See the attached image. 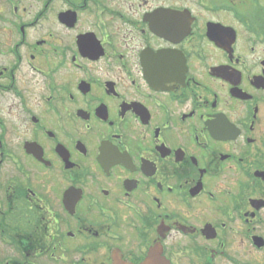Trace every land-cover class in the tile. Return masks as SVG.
<instances>
[{
    "label": "flooded vegetation",
    "instance_id": "af4514ba",
    "mask_svg": "<svg viewBox=\"0 0 264 264\" xmlns=\"http://www.w3.org/2000/svg\"><path fill=\"white\" fill-rule=\"evenodd\" d=\"M264 264V0H0V264Z\"/></svg>",
    "mask_w": 264,
    "mask_h": 264
},
{
    "label": "water",
    "instance_id": "95a60500",
    "mask_svg": "<svg viewBox=\"0 0 264 264\" xmlns=\"http://www.w3.org/2000/svg\"><path fill=\"white\" fill-rule=\"evenodd\" d=\"M120 264V263H119ZM140 264H170L169 261L163 256L161 248L154 247L149 252L146 259Z\"/></svg>",
    "mask_w": 264,
    "mask_h": 264
}]
</instances>
